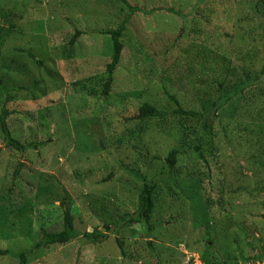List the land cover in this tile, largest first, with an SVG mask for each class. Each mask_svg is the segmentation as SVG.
Returning a JSON list of instances; mask_svg holds the SVG:
<instances>
[{"label":"rangeland","instance_id":"374dc122","mask_svg":"<svg viewBox=\"0 0 264 264\" xmlns=\"http://www.w3.org/2000/svg\"><path fill=\"white\" fill-rule=\"evenodd\" d=\"M127 2L142 12L130 15L120 0H0L1 14L10 11L15 22L20 20L2 51V87L22 90L14 94L21 102L9 107L19 113L7 120L8 129L21 144L36 145L19 153L6 147L0 132V250L12 254L25 251L40 238L41 230L61 231L60 200L53 202L59 195L67 199L64 202L74 216L80 238L64 246L43 248L36 253L37 259L27 264H194L191 256L198 258L202 253L201 257L207 259L208 239L217 247L219 257L262 255L264 172L255 170L253 162L264 142V134L258 140V128H264V81L253 83L260 80L264 62V25L246 10L249 0H209L214 15L209 17L205 11L195 14L200 33L213 41L212 50L208 49L219 58L227 56L231 64L222 90L212 87L208 91L211 97L206 98L210 77L220 73L222 63L218 58L209 61L208 72L201 75L203 58L199 55L206 45L204 48L189 40L193 37L189 34V28H193L190 19L186 23V19L166 11L173 9L186 15L189 5L195 2L199 6L198 0ZM151 9L160 10L148 17L143 15ZM28 15L36 20H25ZM125 18L129 21L120 38L121 59L109 95L101 97L107 64L101 62L107 59L110 44L97 32L114 29ZM5 22L0 18V26L5 27ZM182 24L187 26L178 37ZM48 25L55 30L49 33ZM75 30L85 35L72 48H67L66 40H58L61 46L52 47L51 33L68 38ZM12 50L29 51L43 65L37 66ZM65 51L72 52L73 57H65ZM211 69H215L214 75ZM84 73L98 79L91 80L87 86L91 92H85H93L96 100L85 110L89 117H81L78 140L72 121L78 114L72 118L74 112L67 98L72 92L81 95L80 84L72 83ZM199 75L201 83H197ZM214 78L218 80V76ZM246 82L251 83L247 88ZM243 85L240 94L226 101V96ZM170 96L186 111L206 108L204 112L214 114L207 116L206 129H201L196 120L183 128L178 125L179 117L170 114L166 120L158 121L162 124L160 130L166 129L170 138L176 139V131L184 133L182 142L186 145L193 144L196 134L206 161L191 155L180 157L176 176L171 180L163 164L168 143L154 127L156 120L147 123L145 131L152 135L147 138L140 128L143 124L133 120L143 103L167 113L175 110ZM39 114L47 116L49 131L39 127ZM49 137L52 140L48 142ZM210 147L213 150L206 153ZM209 169V185L214 191L204 196L209 200L199 210V205L192 203L195 197L191 193L199 185L197 174L204 181ZM237 169L239 174H235ZM16 170L19 174L12 180ZM108 173L112 178L103 185L101 181ZM135 173L145 180L156 177L159 181L150 222L152 232L139 225L133 231L125 227L112 232L122 215L137 209L142 184ZM216 190H222V202ZM223 207L231 214H224ZM100 235H106V239L94 245L82 244ZM115 239L121 241L124 255ZM0 264L20 262L8 256L1 257Z\"/></svg>","mask_w":264,"mask_h":264},{"label":"trees","instance_id":"16d2710c","mask_svg":"<svg viewBox=\"0 0 264 264\" xmlns=\"http://www.w3.org/2000/svg\"><path fill=\"white\" fill-rule=\"evenodd\" d=\"M123 4H125L126 8L129 10L130 15L138 13V12H142L139 8L135 7V6H131L130 4H128L127 0H120ZM203 1V0H202ZM195 3V2H194ZM193 3V4H194ZM189 5V9H187V14H182L181 12L175 11L173 9H169L166 10L168 13L170 14H176L178 15V17L181 19H186V23H189V19L190 22V27L192 26L193 28H189V34L192 38H194L195 40H193L192 38H190L189 40L191 42H197L200 44H202V46L204 47V45H206L207 49L205 48V50L203 51L202 55H199V57H202L203 59H201V75L205 74L206 72H208V68L206 67V65L209 64V61H216L217 58L220 59L222 66L219 69V74L214 75V73L216 72L215 69H211L210 72L212 73V75L218 76V80H216L214 77H210V85H208L207 87V94L206 92L204 93L207 98L211 97V94L208 92L210 90V88L214 87L215 90H222L223 87V83L226 81V78L229 74V66L230 61H228L227 56L226 57H217L216 56V52L211 51L212 50V40L209 39L208 36L204 35V32H201V29L197 27L198 23H195L196 21H199V19L196 18L195 14L199 13V11L201 12H206V14L210 16L214 15V7L211 5V2L209 3V0H204L203 2H199L198 0V5L196 6V4L194 5ZM238 4V3H236ZM243 4V3H241ZM192 6V7H191ZM160 9H151L145 13H143V15H145L146 17L150 16L153 12L158 11ZM163 10V9H162ZM246 10L250 11L254 17L256 19H258V21L260 23H262L264 25V0H249V2L246 5ZM135 12V13H134ZM128 17V16H127ZM0 18H4V20H6L4 25H8V27L6 28L3 26L0 29V132L2 134L3 137V141L4 144L6 145V147L15 150L19 153H23L25 150H28L30 147L31 148H36L35 144H28L27 146L21 144L19 141H17L16 139L12 138V136L10 135L9 129H8V122L7 120L10 119V117H12L15 114H18L19 111L16 110H9L10 106L16 105L18 103L21 102L20 99H16V95L18 91H22L19 88H10V89H5L4 87H2V78H1V73H5V68L2 67V61H3V56L4 53L2 52L5 44H7V42L11 39V38L15 33V29L17 24L20 22V20L17 19V21L15 22V15L8 11L7 14L5 12H3V14H1V10H0ZM10 18V19H9ZM29 18L28 21L30 20H36L35 16H30L28 15L26 18H24L25 20H27ZM129 19L125 18L124 21H122L116 28H108L106 30H101L99 32H97V34H99V36L105 38L107 45L110 44V49L109 52L107 54V59L105 61H102L101 64L107 62V64L104 67V71L106 74L105 80L101 81L103 82L101 87H102V91L100 93V96H108L110 93V88H111V84H112V78L115 75L116 69L118 68V64L120 62L121 59V54L123 51V44L120 41V38L122 36V33L125 29L126 24L128 23ZM211 21V20H210ZM15 22V23H14ZM200 23H204V21H200ZM185 24H182L180 29H179V33H178V37H181L182 32L185 30ZM195 28V29H194ZM47 29L49 30V33L53 30H55L51 25L49 27V25L47 26ZM45 32V31H44ZM50 35H53V38L51 39L52 42V47L56 46H61L59 41L64 42L65 40L67 41L66 43H68V47L67 48H72L74 46V44L76 43V40L79 37H82L83 35H85L84 31H77L75 30L72 34V36H67L68 38H66V36H64L63 34H57L54 35V33H51ZM201 36L202 38L200 40H196V37ZM23 33L21 34L20 32V38L23 39ZM66 38V39H65ZM211 48V50H209L208 48ZM65 50V49H64ZM12 52H17L19 55L24 56L26 59H29L30 62H34L35 64H37V66H41L43 65L42 61L38 60L37 57H35V55H33L31 52L29 51H22V50H12ZM65 57L67 58H72L73 56L70 54L72 52H68L65 51ZM74 55V53H73ZM66 58V59H67ZM95 60V58H94ZM82 64V63H81ZM94 64H98V63H94ZM84 67L86 66V64L83 62ZM89 65V64H88ZM89 66H92V64H90ZM95 66V65H94ZM96 67V66H95ZM81 68L83 69V67L81 66ZM79 67L77 69H75L74 74L77 75ZM10 72V69H9ZM85 72V71H83ZM86 74V73H84ZM81 74V79H77L76 81H74L72 84L74 85H78L80 84V91H81V95L79 94H75V92H72V96L70 95L67 98V102L69 103V108L70 111H73L74 114H71L72 118L73 117H78L77 119H73V124L75 125V127L73 126L75 132H76V137L79 140L78 136L81 135V117H89L87 115H85V110L90 107V103L93 102L94 100H96V95L92 92L91 94L85 93V92H91L88 91L87 86H89V83H92L93 81L91 80H97L98 77L94 76H89V74H86L88 77H86V75ZM5 75V74H4ZM7 75V74H6ZM260 80H255L253 84H258L261 83L262 81H264V62L262 64L261 67V71H260ZM221 77V78H220ZM201 76L199 75L197 77V83H201ZM220 78V79H219ZM75 80V79H74ZM91 81V82H90ZM100 82H98L97 85H99ZM251 85V83H249ZM246 88L249 87L250 85H248V83H245ZM241 90H236L234 91V93H230L228 95V97L226 96V101L228 100V98H233V96H237L238 94L241 93L242 89L244 88V85L242 87H240ZM199 92H197L198 94ZM14 95L15 98L13 99L11 96ZM11 97V98H10ZM20 100V101H19ZM169 100L171 102H173L176 106L175 110H171L169 111V113L158 110L157 108L149 105L148 103H143L138 110L136 111L137 114H135L133 116V120L139 122L141 125L143 124V126H141V130L144 129L148 130L147 127V123L149 121H155L154 127L156 126V129L159 130L157 131L160 134H162L166 140V143H168V149L167 150V154L164 158L163 164H165L166 168L169 169V174L167 175V178H169L170 180L173 179L176 175V170H177V162L178 159L180 157H187L189 155L193 156L194 158L201 160L202 162H206L204 155H203V149H202V143L201 140L198 139L197 135L195 134V139L193 144L191 145H186V142H182L183 140V134H180V132L176 131L177 135H176V139L170 138V135H168L166 133V129H161L159 128L160 125H162L161 123H158V121H164L167 118V115H175L176 117H179V121H178V125L181 127H186L189 121H193L196 120V122H199V125H201V129H206V125H205V120L207 118L208 115H211L213 113L210 112H204V110L206 111L207 109L204 108L203 111L197 112V111H192V110H184L180 107L179 103L176 101V99L172 96L169 97ZM204 105H202L203 107ZM50 109L47 108V111H49ZM46 111V110H45ZM215 112V110H214ZM81 113V115H80ZM214 115V114H213ZM212 115V116H213ZM93 117V116H92ZM91 117V118H92ZM93 119H95V117H93L91 119V122L93 121ZM128 120V119H127ZM131 120V119H130ZM129 121V120H128ZM37 122L39 124V127L42 129H44L46 127L47 131H49V122L47 121V116H41L39 114V116L37 115ZM93 123V122H92ZM91 125V124H90ZM164 128V127H163ZM151 129V128H150ZM261 129V130H260ZM258 130H260V133L258 134V140L260 139V135L264 134V128H258ZM154 132V131H151ZM146 133V131H145ZM179 134V136H178ZM151 133H146L144 138L147 137H151ZM49 140L48 139V142ZM252 141V140H251ZM3 144V143H2ZM242 144V143H241ZM262 149H259V154L257 157H255V161L253 162L254 164V168L257 171H262L264 172V142H262ZM210 151H206V153H210L213 148L210 147ZM139 153L141 151H138ZM161 154V153H160ZM155 161L157 159H155L154 157L152 158ZM160 160V159H158ZM157 160V161H158ZM112 172V171H111ZM241 171L239 169L236 170L235 174H239ZM139 173V172H138ZM19 174V171L16 170L13 174H12V180H14L17 175ZM136 174V173H135ZM163 175V174H162ZM136 177L140 178V183L142 184V190L141 193L138 196L137 199V209L134 213L132 214H124L122 215L118 221L116 222L115 225H113V228L111 229L112 232L116 231L115 233H118L122 230H124L125 227H132L130 228L131 230L133 229V227L135 225H139V226H143L144 229H146L145 231L147 232H152V225H150V222L152 220V214L155 210V198H154V194L156 192V188H157V184H158V180L155 178H152L151 180H145L143 177L139 176L138 174L135 175ZM165 176V175H164ZM198 176V188L193 189L194 193H191L193 198L195 197V201L192 202L195 204H197V206L199 205V210L204 209L205 208V204L207 203V201L209 200L208 197H204L207 196L206 194L208 193H212L213 188L211 189L210 185L212 182V172L209 169L208 170V176L205 178V180H201V176L197 174ZM76 177H79V175H76ZM110 178H112V173H108L106 175V177L101 181V183L104 185L105 183H107V181L110 180ZM16 180V179H15ZM105 182V183H103ZM205 182H207V185L205 184ZM176 184V183H175ZM177 185V184H176ZM197 185V184H196ZM247 186V184H246ZM245 186V187H246ZM248 193L249 191L252 192V189H248L246 188ZM254 191V190H253ZM247 193V194H248ZM215 194L217 195V198L219 197L218 201L222 202L221 198L223 193L222 190H216ZM212 195V194H210ZM55 199L60 200V206L62 208V217H61V221H62V229L59 232L56 233H50V232H45L43 230H41V235L40 238L31 243V247L28 250L25 251H19L16 252L15 254L10 253L9 251H4V250H0V258L1 257H10L13 259H18L20 264H27L30 261H35L37 259L36 257V253L39 252V250L43 249V248H47L49 246L52 245H58V246H64L67 244H70L73 241H77L80 238V234L78 232V230L76 229V225L74 223V216L72 215L70 209H68L66 207V203L64 202L66 199V197H59L57 196L53 199V202ZM192 204V205H194ZM196 206V205H194ZM224 208V207H223ZM193 210V209H192ZM198 210V212H199ZM204 211V210H202ZM224 214L230 215V210L229 209H225L223 210ZM133 231V230H132ZM148 233V234H149ZM145 238H149L148 235H146ZM106 239V235H100V236H92V238H89L86 243H82V244H98L100 243V241H103ZM115 243L117 244L120 253L122 255H124L123 250H122V243L119 239H115ZM152 241H150L148 243L150 250L152 251V253L154 254V250H153V246H152ZM209 243H212L210 239L207 240V242H205V248L209 251L208 253V257L205 260L204 258L200 257L199 260L202 264H262L264 263V252L262 253V255H256L253 257H248V258H243V257H230V256H226V257H219L217 256L219 251L217 249V247L214 245H210ZM214 247V248H213ZM203 256V255H202ZM201 258V259H200Z\"/></svg>","mask_w":264,"mask_h":264},{"label":"built area","instance_id":"2783aa9c","mask_svg":"<svg viewBox=\"0 0 264 264\" xmlns=\"http://www.w3.org/2000/svg\"><path fill=\"white\" fill-rule=\"evenodd\" d=\"M191 258H192V260L194 261V264H196V261H198V264H202V263L200 262L199 258L192 257V256H191ZM262 264H264V263H262Z\"/></svg>","mask_w":264,"mask_h":264}]
</instances>
